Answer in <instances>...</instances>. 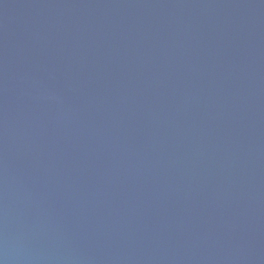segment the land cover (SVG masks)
Wrapping results in <instances>:
<instances>
[{
  "label": "water",
  "instance_id": "water-1",
  "mask_svg": "<svg viewBox=\"0 0 264 264\" xmlns=\"http://www.w3.org/2000/svg\"><path fill=\"white\" fill-rule=\"evenodd\" d=\"M0 264H264V0H0Z\"/></svg>",
  "mask_w": 264,
  "mask_h": 264
}]
</instances>
